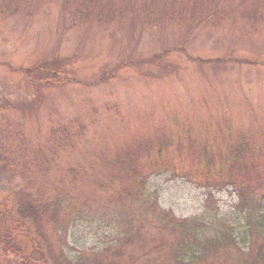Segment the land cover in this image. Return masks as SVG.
I'll use <instances>...</instances> for the list:
<instances>
[{
    "label": "rangeland",
    "instance_id": "374dc122",
    "mask_svg": "<svg viewBox=\"0 0 264 264\" xmlns=\"http://www.w3.org/2000/svg\"><path fill=\"white\" fill-rule=\"evenodd\" d=\"M92 1L71 18L75 0H0V264H84L118 243L120 206L140 230L121 264H178L164 212L206 237L227 227L240 248L179 264H242L264 196L242 211L235 186L215 187L236 148L264 144V0ZM119 157L137 172L112 168ZM141 175L150 201L133 223L111 198ZM24 198L62 199L57 218L34 222Z\"/></svg>",
    "mask_w": 264,
    "mask_h": 264
},
{
    "label": "trees",
    "instance_id": "16d2710c",
    "mask_svg": "<svg viewBox=\"0 0 264 264\" xmlns=\"http://www.w3.org/2000/svg\"><path fill=\"white\" fill-rule=\"evenodd\" d=\"M154 1L157 4L156 0H150ZM176 0H164V3L160 2L163 4L162 10H169L171 7L177 6V4L174 3ZM179 1V0H177ZM66 4H69V0H65ZM77 6V9H73V13H71V18H75L77 14H84V5H92L93 1L92 0H75ZM96 2V1H95ZM84 7V8H83ZM115 9V6H111V11ZM86 10V9H85ZM163 12V11H162ZM164 13V12H163ZM168 13H164L165 16H167ZM171 17L174 18H179L181 16H174L172 15ZM4 128V126H3ZM7 130V129H6ZM2 134L3 131L0 132V142L4 143L7 142L6 140L2 139ZM6 135V134H5ZM3 135V138L5 137ZM254 145L256 147V153H253L252 156L246 155L243 153V148L245 149V146H241V151H237L234 153V156L232 160L228 162L227 167L228 168L222 172L224 175H222V179H225V177H229V181L227 183H222L219 186H216L215 189H221L226 187L227 185H232L236 187V192L239 195V203L238 207L242 210L245 211L247 209H250V204L251 202L256 199L257 195L259 196V202H254L253 209L257 208L259 211L260 207V200L264 196V170L259 168V164L263 161L261 158L264 157V144L262 145H257V142L254 140ZM4 146H7V144L4 143ZM243 147V148H242ZM8 148V147H7ZM4 149V152H11L10 149L7 150ZM246 150V149H245ZM8 153V154H9ZM7 154V155H8ZM7 155H4L5 157ZM131 160H124L122 157H119L115 163V165L112 166L117 170L120 171L121 174L129 175L130 177L132 176L133 173L137 172V170L132 169L130 165ZM210 163V162H209ZM212 163V162H211ZM235 167L237 170L236 172H233L231 168ZM228 170V171H227ZM227 171V173H226ZM134 175V174H133ZM146 176H140L138 184L141 185L140 187V192H137L135 188H130L129 186L123 187L120 190H116L113 192L115 194L114 201L117 203L122 201H127L129 204L127 214L128 217H126L128 220L130 219L134 223V219L132 217V213L130 211H136V210H131L130 207L132 206H139L141 205L143 207H146V202L150 201L146 197L145 194V184L147 178ZM254 177V178H253ZM255 179V180H254ZM227 181V180H226ZM130 184V183H129ZM122 186H126L123 184ZM102 189L104 190V193L107 192V187L103 186ZM212 195V194H209ZM32 198V197H31ZM31 198L28 200L27 198L23 200V203H21L20 208L22 212L25 214L27 213L26 217L34 220V222L37 223V219H40L41 223L43 221L44 217L52 216L51 218H57V208L58 204L62 203V199L57 202V205H49L48 209L46 207H38L36 203L32 202ZM116 203V204H117ZM123 204V203H122ZM56 206V208H54ZM152 206H155L153 204ZM43 208V209H42ZM46 209V210H44ZM123 209H126L124 206H120V210L118 209L114 213H117V218L121 219V233L120 236L115 239L118 243L116 245H110L108 246L105 251L100 254V255H95V258L90 259L89 261H86L84 264H121V259L123 256V253L126 251V248L129 245L132 244H137V241L140 239V230L135 227V225L131 227H126L127 222L126 219H124L125 223L122 221L124 218L123 215H121L119 212H123ZM25 210V211H24ZM251 211V210H250ZM44 213V215H41ZM255 213L251 211V213L248 214V224H250V230L252 229L251 234L249 235L252 239L253 242H256L257 246L254 252H250L248 256L246 253L242 252L241 250L238 252V259L243 262L242 264H259L257 261H255V257L259 256L261 259V263L264 264V214H259L257 220L253 219ZM43 216V217H42ZM116 217V216H115ZM160 224L164 226V223L166 227L171 228V232L174 234L175 240L172 242L170 245L169 249L165 248V251L174 252L177 250V257H179V262L180 263L181 259L184 258H202L201 256H204V258L200 259L204 262L207 261L208 256L210 253H220L221 251L227 250V248L231 247H236V249H240L237 247V245L232 246V240L233 239L232 234L228 231L227 227L221 231L218 230L216 235L213 237H206L203 236L205 233L203 232V229L206 227L205 224L203 223H198V222H178L173 220L169 214L167 213H162L160 216ZM54 220V219H53ZM130 223V222H129ZM253 224V225H251ZM201 235V237H200ZM236 242V241H235ZM261 242V243H259ZM134 244V245H135ZM133 246V245H132ZM154 250V249H153ZM155 252V251H153ZM230 253V252H229ZM245 257V258H244ZM110 258H117L118 261L110 260ZM231 258V257H230ZM229 258V259H230ZM157 258L155 256H151V254L146 255L142 262L143 264H152ZM194 262V261H193ZM182 263V262H181ZM196 264V263H182V264ZM198 263V262H197ZM240 264L239 261L234 262ZM57 264H62V262H59L57 260ZM177 264V261H176Z\"/></svg>",
    "mask_w": 264,
    "mask_h": 264
}]
</instances>
